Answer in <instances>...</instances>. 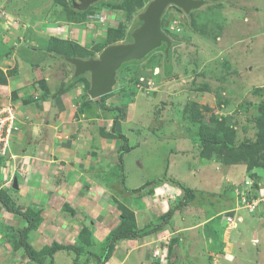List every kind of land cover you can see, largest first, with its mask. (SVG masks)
Here are the masks:
<instances>
[{
	"label": "crops",
	"instance_id": "obj_1",
	"mask_svg": "<svg viewBox=\"0 0 264 264\" xmlns=\"http://www.w3.org/2000/svg\"><path fill=\"white\" fill-rule=\"evenodd\" d=\"M32 1H18L19 6H33L32 13L23 15L13 7L11 0H0V13L5 10L8 15L7 21L0 16V78L6 79L0 86V106L12 101L17 115V129L12 135L7 156L0 158V190L6 191L14 209L8 211L0 203V264H32L27 253L21 247H15L20 238L19 231L27 226L25 219L16 213L18 211L41 213L42 221L37 230L30 232L28 239L35 251H44L54 243L66 245L70 249L56 252L53 264L62 261L64 255V261L70 259L69 264H74L72 252L75 250L72 248L79 249L80 253L97 246L102 250L110 233L121 225L120 205L135 213L139 229L149 231L162 222L163 215L172 208L171 205L177 204L182 192L175 183L179 180L168 174L170 163L168 171L151 180L147 178L150 169L146 168L140 155L129 161L135 152L141 150L142 142H146L144 137V140L135 137L137 132L141 135L136 128L124 131L125 125L134 120L129 122L132 113L119 121L114 130L115 113L100 108L101 99L92 100L88 92V97L85 95L84 81L75 80L74 65L52 46L58 39L90 49L95 44L104 43L109 26L94 21L92 25H96L102 34L91 31L84 37V25L90 20L79 23L66 19L65 15V18L57 17L56 13L63 7L55 0L48 1L46 14L38 15L36 3ZM73 8L76 7L73 5ZM108 21L114 23L109 17ZM86 76L90 77V74ZM67 87L66 91L59 93ZM110 98L104 105L108 108L117 106ZM114 131L125 134L132 147L123 158L124 183L128 190L124 188L119 167L121 141L111 136ZM146 183L150 184L139 193L133 192ZM229 210L217 213L221 217L220 225L229 232L227 235L234 233L230 239L246 243L253 235L251 243L258 249L264 242V203L259 206L260 217L254 218L258 220H249L241 231L231 232L236 224L229 226L226 218H222L230 213ZM216 215L211 218L215 219ZM235 216L244 222L242 215L237 216L235 212ZM170 222L159 232L140 236L132 247V240L118 242L107 263L129 264L134 252L140 250L149 254L148 248L157 240H171L173 236L183 234L180 231L182 224L170 225ZM216 225L219 226L217 221ZM84 228L89 229L91 239L90 244L81 249V230ZM249 229L248 236L246 231ZM157 234L160 239H153ZM179 238L174 260L176 264H191L196 258L185 260L193 254L187 245L190 243H186L181 235ZM211 239L205 240L204 244L200 242L204 257L213 255L211 250L215 242L209 245ZM230 248L232 243L228 241L226 252L229 255ZM96 253L100 255L99 251ZM153 258L149 262H145L148 260L145 258L142 263L158 264ZM51 260L45 252L40 257V264H50Z\"/></svg>",
	"mask_w": 264,
	"mask_h": 264
},
{
	"label": "rangeland",
	"instance_id": "obj_2",
	"mask_svg": "<svg viewBox=\"0 0 264 264\" xmlns=\"http://www.w3.org/2000/svg\"><path fill=\"white\" fill-rule=\"evenodd\" d=\"M11 1L20 14L32 13L31 4L19 6L17 3L22 0ZM34 1L38 8L36 14H46L51 0ZM151 1L99 2L88 9L84 20L107 15L114 21L107 27L123 25L116 44H127L133 41L130 35L141 25L139 15ZM127 3H131V9L125 10ZM62 7L57 17L73 16L66 12L63 3ZM169 8L176 17L175 22L164 29L174 42L170 60L164 49H160L144 61L125 64L118 72L115 93L109 96L111 103L126 109L127 115L132 113L129 122L134 120L125 125L124 131L134 127L141 131V135L137 132L135 137L147 142L146 145L142 142L141 150L129 161L140 155L150 169L147 178L151 180L168 171L170 163L168 174L193 190L195 198L176 210L170 222V225L182 224L183 234L179 235L190 243L187 245L193 254L186 257V261L194 257L191 264H264V242L258 249L251 243L253 235L248 243L235 242L230 239L234 233L227 235L229 232L220 225L221 217L217 214L229 209L232 213L231 209L243 206L236 189L249 175L250 164L264 163L262 143L258 152L243 149V145L256 143L264 135V0H206L189 15L177 6ZM1 18L5 21L4 16ZM92 23L84 25V37L91 31L102 34ZM205 136L223 142L219 146H208V158L203 153ZM235 156L243 158L236 162ZM179 188L183 194L170 209L183 199L185 193ZM226 214L222 218H226ZM214 215L216 218L212 219ZM236 215H242L244 222H236L231 232L241 231L249 220H258L250 217L243 207L236 210ZM216 221L219 226H215ZM246 233L249 236L250 229ZM179 235L172 237L170 246L180 241ZM153 237L160 239V234ZM210 238L209 245L215 242L213 255L204 257L200 242ZM135 240H128L131 247ZM228 241L232 243L228 250L230 255L226 252ZM99 247L79 254L73 251L72 263L98 264L103 253V247L102 250ZM148 250L149 254L140 250L134 252L129 264H143L145 258L148 259L145 262H149L152 256L155 263L176 264L168 255L161 257L160 253H155L156 244ZM173 253L175 251L172 256ZM62 258V264H69L70 259L64 261L65 255ZM32 264L37 263L32 261ZM104 264H108L107 261Z\"/></svg>",
	"mask_w": 264,
	"mask_h": 264
},
{
	"label": "trees",
	"instance_id": "obj_3",
	"mask_svg": "<svg viewBox=\"0 0 264 264\" xmlns=\"http://www.w3.org/2000/svg\"><path fill=\"white\" fill-rule=\"evenodd\" d=\"M121 1V0H120ZM119 1V2H120ZM56 4H58L59 6H63L65 8L66 6V12L68 14H72L73 16L70 15L69 19H72V17L74 18V21H81V22H87L86 20H84L86 18V14L88 12V10L86 11H81V10H74L73 8V2L72 0H62V3L60 2V0H55ZM101 2H107V1H101ZM119 2H116L119 3ZM108 4H112V2H107ZM131 4V3H130ZM130 4L127 3L125 4V10L127 8L131 9ZM70 6V9H69ZM166 20V17L164 18V21ZM123 28V25H120L119 27H108V31H107V37L106 40L104 41V43H100V44H95L92 48L87 49V48H82L81 46H79L78 44L74 43V42H69V41H62V40H58L55 39L52 43V46H54L55 51L60 55V56H65L67 58H75V57H80L81 59H91V58H96V54L97 53H101L106 47L116 44L119 41V34L121 33V30ZM165 31V30H164ZM130 39H132V34L130 35ZM75 80H79V81H84V86H85V95L88 97L87 92L90 88L91 85V80L90 77L83 75L80 76L78 78H76ZM6 82V79L3 78V76H1L0 78V86L2 84H4ZM68 89L64 88L62 89L59 93L64 92V90L66 91ZM115 93V92H113ZM112 93V94H113ZM111 95V94H110ZM110 95H107L103 98H101V102L99 103V107L102 109H107L109 111H112L115 113V119H114V130L115 127L117 125V123L119 121H123L125 120V118L127 117V111L124 107H120V106H113V107H106L104 105L106 99L109 98ZM115 133H111V136L113 138H117L121 141V148L119 150V167L122 173V177H123V184H124V188H126L125 186V179H124V155L127 153H130L132 151V147L130 146L129 143V139L126 137L125 134L123 133H118L116 131H114ZM223 142L218 139H212L211 136H205L204 137V148H203V153L207 156L208 158V146L211 145H216L219 146L221 145ZM264 145V135L261 136V139L258 142H254L253 144H249V145H243V149H246L250 152H258L259 150V146L260 144ZM223 146V145H222ZM215 150V149H214ZM243 158V157H242ZM241 158V159H242ZM236 162H239V160H241L239 158V156H235L234 157ZM233 159V160H234ZM259 171V172H264V163H259V162H254L253 164L249 165V176L251 178L255 179L254 182V197H257L259 195V190H260V186H259V182H261L263 179L261 178V175H258L257 173H255L254 171ZM245 181V179L243 180ZM243 181L241 182V185L243 184ZM158 182V181H156ZM175 183L182 188V190L184 191V196L183 199L181 201V203L174 207L173 209H170L167 214L163 215L162 217V222L155 228H153L152 230L149 231H144L143 229H139L138 224H137V220H136V216L135 213L129 209H127L124 206L120 205L121 208V225L114 231H112L110 233V235L108 236V242H105V245H103V253L100 256L99 261L97 262L98 264H104L106 261H108L111 258V255L113 253V251L116 248V245L118 242L122 241V240H133V239H137L140 236H144L147 234H153L154 232H159L162 230V228L167 225L169 223V221L172 219L174 213L176 212V210H178L180 207L182 206H187V204L192 201L195 198V194L193 192V190L189 187H187L186 185H184L183 183H180L179 181H175ZM150 183H146L145 185H143L142 187H140L139 189L133 190V192L135 193H139L141 190H143L144 188H146ZM128 190V189H127ZM9 199L7 198V194L6 191L4 190H0V203L9 211H14V209H12V207L10 206V203L8 201ZM19 212V211H18ZM19 216H22L23 219H25V221L27 222V226L24 228H22L19 231V239L18 242L16 243V248L17 247H21V249H23L27 255L30 257L31 260L36 261L40 264V257L46 252V254H49V256L52 258L50 264H53L54 259H53V255L60 251V250H65V249H70L69 247H67L66 245L63 244H58V243H54L50 248L45 249L44 251H40L37 252L33 249V247L31 246V244L29 243L28 239L30 237V232L31 231H35L37 230V228L39 227L38 223H41L42 221V217L40 216V211L38 212H34V211H28L26 213H18ZM83 232L81 233V239L83 240V247L87 246L90 244V239H91V234L89 232V229L84 228ZM87 233L88 238H86L85 234ZM179 245V242L176 243H172L170 248H169V258L173 259V262L177 263L176 260H174L176 257V254L172 253L173 251H176L177 246ZM72 250H75L77 252V254H79V249L77 248H72ZM94 254V253H93ZM98 256V255H97Z\"/></svg>",
	"mask_w": 264,
	"mask_h": 264
},
{
	"label": "water",
	"instance_id": "obj_4",
	"mask_svg": "<svg viewBox=\"0 0 264 264\" xmlns=\"http://www.w3.org/2000/svg\"><path fill=\"white\" fill-rule=\"evenodd\" d=\"M107 1L116 3L120 0H72L74 7L86 11L91 6ZM206 0H153L143 13L139 15L141 25L132 33V42L113 44L106 47L96 58H66L75 67L74 77L90 74L91 85L88 95L92 100H99L114 92L119 70L127 63L140 62L147 59L157 50L164 49L167 60H170L174 42L164 29L175 22L173 13L167 9L174 5L182 9L186 15L203 6ZM17 183V180H14Z\"/></svg>",
	"mask_w": 264,
	"mask_h": 264
},
{
	"label": "built area",
	"instance_id": "obj_5",
	"mask_svg": "<svg viewBox=\"0 0 264 264\" xmlns=\"http://www.w3.org/2000/svg\"><path fill=\"white\" fill-rule=\"evenodd\" d=\"M0 16H4L5 21L8 18L6 11H2ZM91 21L101 22L108 24L107 15L101 16H91ZM17 115L14 107V103L11 101L10 103L0 106V158H4L7 156L8 149L10 147L12 135L14 131L17 129ZM258 175H261L263 179L259 182L260 190L259 195L254 197V182L255 179L251 178L249 175L243 181V184L240 188L236 189L237 195L240 196L243 206L238 207V209L247 210L250 217L259 218V206L264 203V172L254 171ZM232 213L227 214L226 221L229 226H234L237 221L241 222L242 218L235 216V211H231ZM170 243V239H163L156 241V252L161 253V257L168 255V245ZM159 257V256H158ZM163 260V259H162ZM165 261L167 259L165 258Z\"/></svg>",
	"mask_w": 264,
	"mask_h": 264
},
{
	"label": "flooded vegetation",
	"instance_id": "obj_6",
	"mask_svg": "<svg viewBox=\"0 0 264 264\" xmlns=\"http://www.w3.org/2000/svg\"><path fill=\"white\" fill-rule=\"evenodd\" d=\"M170 13H172V11H171V9L169 8V9H167V12H166V15H165V17H167V16H168V14H170Z\"/></svg>",
	"mask_w": 264,
	"mask_h": 264
},
{
	"label": "clouds",
	"instance_id": "obj_7",
	"mask_svg": "<svg viewBox=\"0 0 264 264\" xmlns=\"http://www.w3.org/2000/svg\"><path fill=\"white\" fill-rule=\"evenodd\" d=\"M91 21V20H90ZM110 27V26H109ZM227 216V215H226ZM253 218V217H252ZM237 222H239V221H237ZM242 222V221H241ZM240 222V223H241ZM170 242H171V240H170ZM170 246V243H169V245H168V247ZM170 248V247H169ZM169 248H168V256H169ZM167 261H168V259H167Z\"/></svg>",
	"mask_w": 264,
	"mask_h": 264
}]
</instances>
